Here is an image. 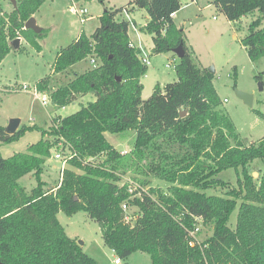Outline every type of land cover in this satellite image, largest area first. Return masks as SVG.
I'll use <instances>...</instances> for the list:
<instances>
[{"label":"trees","instance_id":"trees-1","mask_svg":"<svg viewBox=\"0 0 264 264\" xmlns=\"http://www.w3.org/2000/svg\"><path fill=\"white\" fill-rule=\"evenodd\" d=\"M42 1L16 0L9 13H2L0 62L12 49L17 30L34 45L46 36L44 28L35 33L22 27ZM213 1L229 21L255 10L264 17V0ZM130 4L149 17L143 28L151 34L154 53L182 44L185 53L175 66L176 80L155 85L147 99L141 98L147 66L138 58L140 49L128 45L129 21L118 19L124 7L104 10L91 35L82 31L60 51L55 72L91 55L99 63L52 90L51 103L64 107L87 93L94 100L53 126L51 134L72 154V168L66 167L61 181L49 188L42 174L53 143L44 139L45 130L21 126L8 134L0 125L1 143L15 141L29 129H40L42 136L23 152L0 154V264H96L57 219L60 210L71 215L79 209L96 221L104 245L119 260L142 251L151 264H264V136L248 145L239 139L220 108L212 73L196 65L182 28L174 22L180 0ZM259 22L253 20L241 39L252 61L264 56ZM49 82L48 75L36 86L43 91ZM130 130L135 132L133 146L124 153L105 137V132ZM255 160L262 162V170H254ZM229 168L236 171V186L223 195L206 193L225 185L218 174ZM24 175L35 181L28 191L18 181ZM150 175L169 183L167 189L149 186ZM198 223L208 224L212 233L190 246L188 232Z\"/></svg>","mask_w":264,"mask_h":264},{"label":"rangeland","instance_id":"rangeland-1","mask_svg":"<svg viewBox=\"0 0 264 264\" xmlns=\"http://www.w3.org/2000/svg\"><path fill=\"white\" fill-rule=\"evenodd\" d=\"M132 0H43L39 6L36 21L43 26L47 34L39 40L40 51L30 43L22 41L17 50L8 52L0 63V125L6 127L11 118H19L21 126L35 125L45 130L44 139L53 143L51 156L46 159L42 177L49 185H57L62 178L63 170L71 167L70 151L63 147V141L51 134L53 126L58 123L60 117L67 116L81 105L92 101V94L78 96L75 101L67 106L58 108L48 100L44 106L34 98L30 90L12 91V89L27 84L31 89L39 78L49 75L51 64L57 52L68 45L76 37L78 32L84 31L91 35L99 25V15L106 9L125 7ZM181 7L176 12L174 22L179 28H183L185 42L192 52L196 65L210 70L212 68V83L221 100L220 108L231 119L235 131L243 144L256 143L264 136V56L252 61L248 57L246 48L241 39L249 33V24L260 18L259 27L264 26V17L258 11H252L242 15L235 21H229L222 13L219 6L213 0H180ZM11 5L8 0H3ZM0 0V16L6 11ZM71 3L82 5L87 9L84 20L70 11ZM13 7V6H12ZM10 8V7H9ZM141 9V8H139ZM12 9H7L9 13ZM9 11V12H8ZM145 15V10L142 11ZM120 15V14H119ZM118 15V19H120ZM138 23H144V16H136ZM130 28L132 39L136 47H140V56H147L149 64L145 73L141 76L143 89L141 98L147 99L153 92L155 85H164L176 80L175 66L179 63V57L172 51L154 53L151 50L152 39L149 33L138 35V30ZM130 41V40H129ZM142 41V43H141ZM135 47V46H134ZM99 59L91 55L77 62L72 69L61 72L52 78L48 89L66 84L75 73H82L94 67ZM260 75L258 80L256 76ZM242 90L252 95V106H248L236 94V90ZM48 90V91H49ZM45 91V90H43ZM50 92H42L50 94ZM54 116V117H53ZM134 130L123 133L105 132V137L110 144L121 151H129L133 146ZM40 129L26 130L17 140L7 143L0 142V154L9 157L16 152H23L29 144L41 138ZM60 153L61 158H55L54 154ZM104 158L101 155L97 161ZM63 159H66L63 163ZM254 170H262L263 164L259 160L252 162ZM63 167V168H62ZM72 168V167H71ZM63 169V170H62ZM77 172H82L75 169ZM255 172V174H254ZM258 175L253 171V176ZM29 175L22 176L18 181L26 191L34 185V179ZM130 176L128 173L124 178ZM218 176L226 183L206 190L208 194L223 195L231 187L236 186V171L233 168L224 169ZM149 186L166 190L169 183L148 176ZM135 185H131L134 189ZM237 208L232 212L229 220L234 225ZM57 219L65 229L66 234L76 240L82 251L91 256L96 264H151L146 252L136 251L125 260H117L113 251L104 245L100 228L96 221L91 219L83 210L79 209L67 215L62 210L58 211ZM196 233L197 242L201 243L208 237L212 230L208 224L198 223ZM81 241V243H79Z\"/></svg>","mask_w":264,"mask_h":264},{"label":"crops","instance_id":"crops-1","mask_svg":"<svg viewBox=\"0 0 264 264\" xmlns=\"http://www.w3.org/2000/svg\"><path fill=\"white\" fill-rule=\"evenodd\" d=\"M2 2H3V0H2ZM3 6H4V9L6 8V11H7V9H12L13 7H12V5H10L9 3H5V2H3V4H2ZM80 6H83L82 5V3H81V5ZM10 7V8H9ZM5 11V12H6ZM38 11V10H37ZM37 11L33 14V16L34 17H36V15H37ZM142 11H144V9H139V8H137V7H135L133 4H128V5H126L125 7H124V10L120 13V15H119V17H120V19H125V20H128L129 21V27H128V36H129V40H130V42L136 47V45H135V43H134V41H133V39H132V36H131V32H130V28H132L131 27V25H133V29L136 31V30H138L139 32H138V35H140V34H143V33H148V32H146L145 30H144V28H143V26L145 25V23L148 21V19H149V17H148V15H147V13L145 12V15L142 13ZM9 12V11H8ZM101 15V14H100ZM99 15V16H100ZM139 15H141V16H144V18H145V22L142 24V23H138L137 21H136V16H139ZM175 15H176V13H174V15H173V18L175 19ZM36 19V18H35ZM36 23H37V21H36ZM178 28L180 27V26H177ZM41 28H44L43 26H41ZM183 29V28H182ZM92 34V33H91ZM80 35V32H78L77 33V35H76V37L73 39V41L74 40H76L77 38H78V36ZM86 35H89V34H87L86 33ZM151 35V34H150ZM42 39V38H41ZM39 40L40 39H38L37 40V44L36 45H34L31 41L29 42V41H27L24 37H22L21 39H20V41H19V45H18V47L17 48H12V50L14 49V50H17L18 48H19V46H20V43L22 42V41H26V43H30V44H32L33 46H35V49H38V51H40V43H39ZM72 41V42H73ZM72 42H70L68 45H70ZM141 43H142V41H141ZM68 45H66L65 47H67ZM65 47H63V48H65ZM63 48H61L58 52H57V54L54 56V58H53V62H52V64H51V71H50V73H49V76H50V82H51V80H52V78H54L55 77V75H57V74H60L61 72H67L69 69H72V67L76 64H73V65H71L68 69H66L65 71H61V72H55L54 70H53V66H54V63H55V60H56V57H57V55L60 53V51L63 49ZM137 48H139L140 49V47L138 46ZM150 48H152V45H151V47ZM12 50H10L9 52H11ZM4 59V58H3ZM2 59V60H3ZM2 62V61H1ZM0 62V63H1ZM73 70V69H72ZM85 72V71H84ZM83 73V72H82ZM77 74H79V73H75V75H77ZM74 75V76H75ZM48 76V75H47ZM39 79H41V78H39ZM38 79V80H39ZM38 80H37V82H38ZM71 80V79H70ZM70 80H68V82L70 81ZM36 82V83H37ZM50 82H49V84H50ZM67 82V83H68ZM66 83V84H67ZM49 84L47 85V88L45 89V91H47V92H50V90L48 89V86H49ZM66 84H63V85H66ZM63 85H59V86H63ZM55 88H57V87H54V88H51V90L52 89H55ZM49 90V91H48ZM45 91H43V92H45ZM87 94H91V93H87ZM87 94H84V95H77L76 96V98L78 99V96H85V95H87ZM93 95V94H92ZM92 99L94 100V96H92ZM76 100V99H75ZM52 104V103H51ZM67 106V105H66ZM58 107V106H57ZM58 108H62V107H58ZM64 108H65V106H64ZM54 117V116H53ZM61 118V117H60ZM30 179H33L32 178V176L31 175H29L28 176ZM52 185H49L48 187H51ZM118 260V259H117ZM120 261V260H119Z\"/></svg>","mask_w":264,"mask_h":264},{"label":"built area","instance_id":"built-area-1","mask_svg":"<svg viewBox=\"0 0 264 264\" xmlns=\"http://www.w3.org/2000/svg\"><path fill=\"white\" fill-rule=\"evenodd\" d=\"M193 1V0H192ZM70 11L75 13L80 21L84 20V14L87 12V9L84 6H77L75 3H71L70 5ZM2 15V14H1ZM24 28V25L22 26ZM17 36L16 38L21 39L23 36L20 35V31L17 30L16 32ZM128 45L130 47H134V45L129 41ZM138 58L141 61L142 64H144L145 66H147L149 64V59L147 58V56H140V53L138 54ZM91 62L93 63L94 67L96 66L95 64V60L91 59ZM28 91L30 90L31 94L34 96V98H36L37 100L40 101V103L42 105H46L48 100L50 101V97L48 94L46 93H42L43 91H39L36 83L35 85L30 89L29 86L27 84H22L21 87H17L12 89V91ZM51 102V101H50ZM57 122H59V120H57ZM127 152V151H122V153ZM55 158H61V154L60 153H55L54 154ZM72 157V154L70 152V158ZM89 161H92L93 158H89ZM66 159H63V163H65ZM63 168V167H62ZM63 170V169H62ZM123 209H126V205H122ZM198 230V226H196L194 229L190 230L188 232V244L190 246H194L195 244H200L197 242V238H196V233Z\"/></svg>","mask_w":264,"mask_h":264},{"label":"water","instance_id":"water-1","mask_svg":"<svg viewBox=\"0 0 264 264\" xmlns=\"http://www.w3.org/2000/svg\"><path fill=\"white\" fill-rule=\"evenodd\" d=\"M11 5L13 7L16 6V0H8ZM24 28L25 29H31L32 31H34L35 33H39L41 30V27L36 23V19L34 16L29 17L25 22H24ZM19 38H15L11 41V46L12 48H17L19 45ZM172 52H174L179 58H182L184 56L185 50L182 46V44L178 45L177 47L173 48L171 50ZM212 68H210V70H208L209 72H211ZM119 80V78L117 79ZM236 94L239 98H241L248 106H252V95L248 92L242 91V90H236ZM180 115L183 116L185 115V111H181ZM20 124V119L19 118H11L7 124V126L5 127V132L8 134H13L18 126ZM255 174V172H254ZM76 198V197H75ZM79 243H81V241H79Z\"/></svg>","mask_w":264,"mask_h":264}]
</instances>
